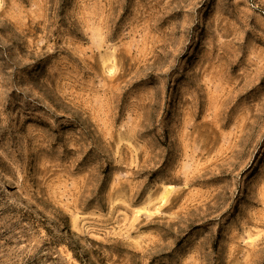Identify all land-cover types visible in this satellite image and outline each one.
<instances>
[{
  "label": "rangeland",
  "instance_id": "1",
  "mask_svg": "<svg viewBox=\"0 0 264 264\" xmlns=\"http://www.w3.org/2000/svg\"><path fill=\"white\" fill-rule=\"evenodd\" d=\"M0 180V264H264V0H0Z\"/></svg>",
  "mask_w": 264,
  "mask_h": 264
},
{
  "label": "bare ground",
  "instance_id": "2",
  "mask_svg": "<svg viewBox=\"0 0 264 264\" xmlns=\"http://www.w3.org/2000/svg\"><path fill=\"white\" fill-rule=\"evenodd\" d=\"M0 187H2V188H5V189H7V193L8 194H10V195H17V197L18 198H23L15 189H13L12 187H10V186H7L6 184H4V182H2L1 180H0ZM24 199V198H23ZM25 200V199H24ZM23 203H25V202H23ZM29 204V203H28ZM45 215H47L46 213H44Z\"/></svg>",
  "mask_w": 264,
  "mask_h": 264
}]
</instances>
